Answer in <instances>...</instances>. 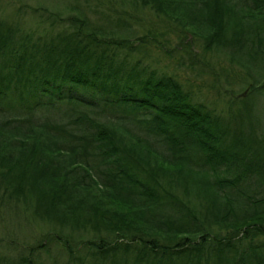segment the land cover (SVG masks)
<instances>
[{
  "label": "trees",
  "instance_id": "16d2710c",
  "mask_svg": "<svg viewBox=\"0 0 264 264\" xmlns=\"http://www.w3.org/2000/svg\"><path fill=\"white\" fill-rule=\"evenodd\" d=\"M130 1L184 42L226 51L230 85L264 91V0ZM35 17L42 31L0 19L2 199L59 232H93L53 238L64 264H264V127L248 107L220 115L176 77L118 57L131 42L82 11L61 32Z\"/></svg>",
  "mask_w": 264,
  "mask_h": 264
},
{
  "label": "rangeland",
  "instance_id": "374dc122",
  "mask_svg": "<svg viewBox=\"0 0 264 264\" xmlns=\"http://www.w3.org/2000/svg\"><path fill=\"white\" fill-rule=\"evenodd\" d=\"M78 10L93 27H100L109 36L113 34V38L131 42L133 47L119 49L118 57L130 62L140 60L159 75L176 77L192 92L195 101L220 115L227 116L229 111L235 112L245 104L252 127L258 130L264 127V91L248 94L246 84L228 83L234 77L227 71L225 79L223 70L231 68L226 51L204 50L203 41L190 34L185 37L191 40L184 42L173 24L148 9L135 6L130 0H89L88 3L84 0H0V19L10 23L17 21L22 30L37 32L43 28L35 14L52 17L58 24L55 31L61 32L66 30L64 19L77 15ZM49 26L48 23L43 25L44 29ZM206 63L220 74L219 83H214L212 70L208 71ZM253 75L255 77V73ZM226 191L234 192L231 189ZM66 233L76 241L94 236L91 231L72 233L64 229L59 232L57 227L34 216L31 209L2 199L0 195V256L3 262L17 264L18 255L32 252L39 264H64L66 254L62 241L58 243L53 238Z\"/></svg>",
  "mask_w": 264,
  "mask_h": 264
},
{
  "label": "water",
  "instance_id": "95a60500",
  "mask_svg": "<svg viewBox=\"0 0 264 264\" xmlns=\"http://www.w3.org/2000/svg\"><path fill=\"white\" fill-rule=\"evenodd\" d=\"M245 93H242L241 96H244Z\"/></svg>",
  "mask_w": 264,
  "mask_h": 264
}]
</instances>
